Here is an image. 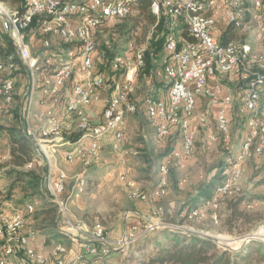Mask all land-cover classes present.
I'll use <instances>...</instances> for the list:
<instances>
[{
    "label": "rangeland",
    "instance_id": "obj_1",
    "mask_svg": "<svg viewBox=\"0 0 264 264\" xmlns=\"http://www.w3.org/2000/svg\"><path fill=\"white\" fill-rule=\"evenodd\" d=\"M22 1L23 0H21V3ZM260 1V10L264 12V0ZM244 2L247 8V21H249L248 18L250 19L255 10L254 0H244ZM7 7L10 15L19 11V6L12 7L10 4H7ZM166 20L167 24H169L168 29L174 31L177 38L180 40L181 32L184 33L186 30L185 25L183 23H178V19H172L167 15ZM116 24L118 25L117 19L109 21L102 28L98 29L95 34L96 52L94 59V74L100 75L105 79L106 87L108 88L102 92L105 98L109 96V89L113 85H111L114 76L113 70H111V61L113 58L110 54L114 53L116 50L119 51L118 54H122L125 57L126 64L131 65V56L135 51V66L136 56L139 52H141L143 57L145 56L148 49L149 38L154 36V33L150 32L145 45L131 46L126 43L125 38L119 33L117 29L119 27L115 28L117 30L114 29L113 26ZM252 26L253 27L246 32L238 33V35L243 38L249 35L264 40V29L256 30L255 26ZM41 37L42 36L36 29L27 32L26 39H29L30 48L31 41H35V38ZM69 44L70 43L63 44V54L61 56L60 48L51 49V54L57 55L62 61L78 63V54H72V45L70 46ZM6 49L7 46L5 42L4 51ZM73 49L78 48L73 46ZM7 54H13L15 57L14 59L17 62L20 61L16 56L14 46H12L10 53ZM45 55L46 48L44 49L43 44L36 45V51L33 52L35 62H42ZM165 58L166 53L164 51L154 57L152 56L150 58L151 70L145 72V68L143 67L144 69L142 71L139 70L137 75L135 74V79L136 77L137 79L135 80L136 83L133 88L132 99L137 104L138 111L136 114L129 116V122H127L125 130L127 140L125 141L126 145L123 147V150L128 151L127 158L129 157V159L126 158V161H129V163L124 170L109 148H106L105 152H103L98 164L86 168H83L77 163L76 165H70L68 161L64 159L63 154L64 151L69 148V145L60 146L58 144L63 142V140L71 141L77 134H80V131L77 129L76 125L73 124L67 129L62 127V136L58 138L49 139L41 137L39 132L45 125V122L36 121L37 117L34 115L40 109L37 103L40 97L36 88L34 97L31 98L28 114L26 113L27 104L32 92L29 94L25 93L26 103L24 105L22 123L20 107L21 104H23V91L25 86L26 92L30 91L32 83L28 75V84H25V74L17 77L14 102L10 105L0 106V161L7 162L10 159V138L7 137V132L14 129L17 130V132L20 131L29 140L37 158L35 162L28 163L23 171L26 173H34L36 177L27 178L25 180L24 184L29 186L27 191H22L20 186L23 185H18L12 192L10 188L15 179L0 177V188L3 190V192L0 193V201H2L0 204L7 209H17L26 216L27 222H30L31 226L35 227L38 234L42 236L43 250L40 251L45 255L49 256L52 246L56 242L64 243L68 248V253H70L69 246L67 245L68 241L75 245L64 233L66 231L63 229V223L60 219L61 210L62 214H70L72 217L77 218V220L86 221L85 223L87 225H95V222H99V225L106 226L110 232L111 230L115 231L117 235L121 233L123 228L130 222V219L134 218L133 214H129V210H134L137 203H142L135 197L130 198L127 184L121 181L120 178L118 179L117 175L122 170L120 176L124 175L127 177L128 181H133L145 191L152 192L153 188L156 189L158 187V170L160 162L167 157L168 154L177 149L181 143V134L179 130H175L172 137L168 139L166 143L157 142L156 129L152 127L147 119L145 106L143 104L144 98L149 95L164 100L166 99L169 84L163 76H160ZM58 64L59 62H56L55 66H58ZM34 79L37 83V76H34ZM222 82L233 91L240 90L235 93L233 92L236 97V104L239 105V95L241 91H244V83L237 79H223ZM67 88L69 89L70 87ZM240 106L237 107L238 111ZM207 110L208 109L205 108L204 111H201L207 113L204 120L198 117H196L193 122L191 120V125L197 130L196 150L194 155L186 161H179L172 164L171 167L169 177L170 188L168 195L164 197L165 204L166 202L168 203V213L164 222L168 227L175 226L177 231L172 228L158 229L151 234L145 235L144 238L141 239L144 241L141 244H137L141 241L140 240L135 246L116 252L112 257L100 260V264H140L144 254H153V252H156L160 248L168 247L175 242L181 241L180 235L199 237L202 238L201 240H211L218 251L229 250L237 252L251 242L256 241L264 243V157L261 159L252 158L247 161V168L240 182V188L243 191L240 196L247 199L240 208L254 215L255 222L244 225L238 223L235 227L227 224L226 220L230 216L228 203L231 200L230 198L236 197L235 195L225 197L222 200L219 210L220 220L218 223L211 220L210 214H206L203 218H199L198 216L191 217L190 214V217L185 218L188 210L184 205L186 201L197 197L199 192L203 190L207 184L214 182V189L216 185L222 182V173L226 168V158L233 157L238 152L242 139L245 137V132L247 133L249 126L248 117H240L236 112H233L231 114L232 120L230 127L231 139L225 141L219 137L217 141L213 142L211 140L212 135L218 134L216 123L217 108ZM245 118H248V120ZM25 126L27 128H34L35 132H32V139H36V141L33 143L24 131ZM44 144H47V148L44 147ZM49 144L54 145L49 146ZM55 144L57 145L55 146ZM37 148L40 152L37 151ZM54 149H57V151H54ZM41 162L45 165L43 171L41 170ZM29 164L32 166L29 167ZM57 169L63 170L71 177L80 173L85 178V191L81 195L80 200V196L78 199L73 196V192L75 191L74 184L70 186V192L67 194H65V190L63 192L58 191L56 185L58 173H52L59 172ZM129 170H131V172H129ZM112 172H115L116 176L112 177ZM42 180L43 185H41ZM47 196H50V198ZM73 202H75V204H71ZM49 203H55L58 207L57 217L59 218L55 228L48 227L42 221L50 208H56L55 206H50ZM172 203L173 206L171 207L170 204ZM28 206H33L34 213H27ZM182 223H184V225H181ZM143 250L146 251L142 252ZM67 256L69 257V254ZM49 263H53L51 259H49L47 264Z\"/></svg>",
    "mask_w": 264,
    "mask_h": 264
},
{
    "label": "built area",
    "instance_id": "obj_2",
    "mask_svg": "<svg viewBox=\"0 0 264 264\" xmlns=\"http://www.w3.org/2000/svg\"><path fill=\"white\" fill-rule=\"evenodd\" d=\"M116 1L23 0L20 5L21 14L27 15V20L42 22V27H50V34L46 35V37L35 38V41H31L30 55L22 54L25 62V70L22 73L25 74V84H28L27 73L30 72V59L33 57V52L36 51V45L46 44L45 66L59 61V57H51V49L60 48L61 56L63 54V44L65 43H72V54H78V63L70 62L69 66L64 67V72H62L61 76H54L53 73V93L49 95L47 101H41V116H37L36 121L45 122L47 128L52 130L53 121H60V127H69L75 124L80 132H100V139L94 143H83L82 141L80 147L73 150V152L64 151L63 153L64 159H67L69 164L70 161H77V164L83 168H86L87 165L98 164L106 146L110 147L111 152L120 162L123 170L129 163L126 158L121 157V145L125 142L122 128L127 121V95L123 94V91L110 93L109 96L114 97V108H107L104 103L100 122H93L89 109L97 102L102 101V92L108 88L106 87L105 79L100 75L94 74L96 52V30H94V24H91V41L83 40L84 32L79 27V19H87L91 9H101L102 15H108V22L113 21V17L134 16L137 13L136 5L114 9V2ZM192 1L195 0H161V6L164 7V18H166V6H174L177 11L178 23L187 24V20L183 16V6H186L187 2ZM226 5H228V0H214L211 2L210 19H203L201 32H194V35L198 37L197 47H194V50H198V58L189 59L190 50H183L184 58H168V49H173V46L165 41V65H167V70H169V78L170 71H177L178 81H176V87L173 91V103L168 109H164L162 115H158V121L162 124L160 140H164V143H166L175 130H179L181 134L180 145L167 155V165L164 167L166 178L170 175L172 164L186 161L193 156L190 155V147L196 144H190V136H197V130L193 125H187V118L193 117V110L198 109V101L200 99L206 101V109L217 108L216 123L218 134L212 135L211 140L213 142L217 141L219 137L225 141L231 139L230 127L231 114L233 112L243 117V111H238L237 109L235 94H233L231 88L221 81L220 77L226 74H234V76L240 78L241 82H245L243 96H249L251 101L254 100V93L260 87L261 79L264 78V71L253 70L256 76V85H249V81L244 79L240 70L236 68L237 54L234 57L223 56L221 40L215 35V27L217 25L218 12H222L227 22ZM58 17H66L68 26H59ZM0 27L8 31L5 17H0ZM240 27H242V19ZM28 31L29 29L26 32ZM26 32H23V39H16L11 34V37L17 42V48L19 42L26 40ZM184 36L187 37V35ZM73 42H80V49H73ZM134 56L135 51L131 56V65H124L126 77L122 79L125 81V85L129 79H133L134 70L137 67L134 66ZM85 61H92V69H85ZM219 64H226V72H219ZM2 82L6 83L7 80H2ZM87 83H94V97H87ZM67 87H74L73 95H66ZM25 93L26 86L23 91V104L20 107L22 123L23 110L26 103ZM143 104L145 107L154 109L155 112L156 103H149V96L144 98ZM172 115H179V125L177 128L167 129V122L170 121ZM206 116L207 113L202 112L201 117L198 118L204 120ZM82 118H89V125H82ZM245 119L248 120V118ZM24 131L32 143L36 141V139H32V132H35L34 128L25 126ZM54 151H57V149H54ZM253 157L259 159L264 157V128H257V126L254 129V136H249V145L245 146L243 158H235L232 169L233 178L241 170L243 162L249 161ZM41 167L43 171L45 168L43 162H41ZM121 172L117 175L118 179ZM52 173L63 174V181L59 182L62 183L65 194L70 192V186L76 183V175L80 174L71 177L62 171ZM111 176H116L115 172H112ZM41 185H43V180ZM152 192H154V200L149 201V209L145 212H131L130 214H133L135 221L118 236L105 232H98L97 239H87L83 238V235H74L73 226H78L77 218L72 217L70 214H62L61 210L60 219L63 223V229L74 237H80V244H75V252L71 257H62V249L59 248L58 253L51 257L52 264H98V259L112 257L116 252L135 246L147 234H151L161 228L175 229V226L168 227L164 222L168 213L165 200L159 198L157 189L153 188ZM241 193H243L242 189ZM241 193H233L232 183H230V187L224 191H218L217 196L213 197L203 210H215V204L220 200L221 194L236 196ZM47 197L50 198V196ZM201 218H203V214ZM214 218L216 219V217ZM0 220H8L9 226H13V223H22L20 212L0 210ZM20 232L23 240L29 242V247L35 248V255L40 256L37 245L43 242L41 238L32 233L31 223H23V230Z\"/></svg>",
    "mask_w": 264,
    "mask_h": 264
},
{
    "label": "bare ground",
    "instance_id": "obj_3",
    "mask_svg": "<svg viewBox=\"0 0 264 264\" xmlns=\"http://www.w3.org/2000/svg\"><path fill=\"white\" fill-rule=\"evenodd\" d=\"M214 0H195L192 2H187L186 6H183V16H185L187 20V24L183 23L187 30V36L192 38V42L186 41L183 39V32H181L180 40L177 38L174 31H170L167 34L166 40L169 45L173 46V49H168V58H184L183 50H190L189 59L198 58V50H194V47H197L198 37L194 35V32H201V26L203 25V19H210V3ZM138 0H117L114 2V9L126 8L130 5H136ZM254 11L252 13L251 19L249 21L246 20L247 16V8L245 7L244 0H228V5H226V13L228 14L227 22L229 25H232L236 30L243 29L247 22H249L255 26L256 30L264 29V12L260 10L261 3L260 0H254ZM164 7L161 6V0H152L151 4V12L155 15L158 20L160 18L161 13L163 12ZM166 15L172 19L177 18V11L174 9V6H166ZM7 10L5 6L0 4V17H5V20L9 18ZM14 22L17 27L19 33L26 32L27 29L31 30L35 23H38L37 26L41 31V34L44 36L50 34V27H42V22H32V20H27V15L19 13L14 14ZM128 16H118L113 17V20L126 18ZM242 19V27L241 26ZM108 21V15H102L101 9H91L89 10V15L87 19H79V27L82 28L83 40L91 41L92 35V26L94 24V30H96L97 26L101 22ZM58 25L59 26H68V19L66 17H58ZM175 26V25H174ZM179 37V36H178ZM6 38H9L13 41L10 33H1L0 32V106L2 105H10L14 102L15 96V87L17 82V77L21 76L23 70H25V63L23 61L17 62L13 56L5 55L3 49L4 44L6 42ZM8 40V39H7ZM8 42V41H7ZM79 43L80 42H74ZM46 47V44H44ZM223 50V56L226 57H236V68L240 70L244 79L249 81V85H256V76L253 70L264 71V51H259L254 53L253 55H249L244 53L242 48L237 46L235 43H228L226 45H221ZM19 59V58H18ZM20 60V59H19ZM136 70L135 73L145 67L144 57L141 55V52L136 56ZM72 63V62H71ZM46 61H44L43 65H34L30 66V69L35 72V74L40 75L39 77V93L40 98L38 100L39 105L41 101H47L48 97L51 93H53V85H54V76H61L62 72H64V67L69 66V61H61L58 66H54L53 64H47L45 66ZM124 65L126 64V59L123 55H119L111 61V68L114 72L123 70ZM54 66V68L52 67ZM85 69H92V61H85ZM219 72H226V64H219ZM133 79H129L128 83L125 85V81L123 79L115 81V83L111 86L110 93H117L118 91H123V94L127 95V104H126V117L127 121L123 124L122 135L125 141V129L128 122V117L130 115H134L138 110L137 104L133 101V88L135 87V76ZM158 75V74H157ZM226 75H234V74H226ZM167 80L169 86L167 91L166 99L156 98L152 95H149V103L155 104V112L154 109L145 107V113L147 119L149 120L152 127L156 129V139L157 142H164L161 139L162 132V124L158 121V115H162L164 109H168L170 105L174 101V89L176 87V81H178V72L170 71L169 78V70H167V65H165V61L163 62V68L161 71V75ZM159 77V76H158ZM2 80H7L6 83L2 82ZM244 91H245V82H244ZM243 91V94H244ZM74 94V87L72 88L71 95ZM242 94V104L239 108V111H243V116L249 118V126L247 133L240 145L238 152L233 157L226 158V168L222 173V182L216 185L211 196L205 200H203L200 206L194 209L191 212V217H203L206 214H210L211 220L217 222L220 220L219 210L221 207V202L225 197L231 196L228 194H221L220 200L215 204V210H203L206 205L210 203L213 197L217 196L218 191H224L230 187V183H232L233 193H241L240 182L246 170L247 161L243 162V166L241 170L235 174L233 178L232 169L234 167L235 158H243L245 146L249 145V136H254V129L256 128H264V106H263V95H264V78L261 79V85L256 89L254 93V100L251 101L249 96H243ZM95 95V86L94 83L87 84V97H94ZM161 99V100H160ZM105 107L114 108V97L108 96L105 100ZM7 109V108H6ZM196 110H193V115ZM4 114V112H3ZM5 115V114H4ZM41 116V114L39 115ZM192 117L187 118V125H191ZM1 122V119H0ZM82 125H89V121L87 118H82ZM179 125V115H172L170 117V121L167 122V129L177 128ZM1 127V126H0ZM40 135L43 138H58L62 136V128L59 124L53 123V130L51 128H47V124L44 125L40 129ZM90 139L89 143H94L96 140L100 139V132H85V134L81 137V139L74 144V146L66 152H73L76 148H79L83 139ZM86 143V142H83ZM190 144H196V136H190ZM122 146V145H121ZM196 150V145H191L190 147V155H194ZM102 155V154H101ZM102 157V156H101ZM67 160V159H66ZM68 161V160H67ZM77 161H70L71 164L76 165ZM165 165H167V157H165L159 164V183L157 189V195L160 199H164V197L168 193V189L170 186L169 177L170 175L165 177ZM32 165L29 164V167ZM91 167V165H87V167ZM60 172V171H59ZM65 173L64 171H62ZM121 181H124L128 186H131V191L129 197H135L141 202H149L154 200V192L144 191L140 186L132 185L131 181L127 180V177L122 175L120 177ZM59 181H63V174L58 175L57 188L59 192H63L64 188H62V183ZM86 180L84 177H78L76 179V183H74L75 191L73 192V196L76 199L85 191ZM1 190V188H0ZM240 195V194H238ZM236 195V196H238ZM2 202V201H0ZM4 204V203H3ZM0 210H5V212H20L19 210L7 209L2 204H0ZM27 213H34L33 206H28ZM22 223H13V226H9L8 220H0V264H47L49 259H51L52 255H56L58 253L59 248L62 249V257H67L68 248L62 242H56L53 244L51 252L49 256L39 253L40 256L35 255V248L29 247V242L23 240L22 233L20 231L23 230V223H27L26 216H24L20 212ZM216 217V219L214 218ZM77 225L73 227L74 235H83V238L87 239H97L98 232L110 233L106 226L103 225H87L82 220H77ZM32 233L38 237V231L35 228H32ZM3 232V234H1ZM67 237L74 244H80V237H74L71 233L67 232ZM211 241V240H210ZM108 257H103L102 259H98V264H100V260L106 259Z\"/></svg>",
    "mask_w": 264,
    "mask_h": 264
},
{
    "label": "trees",
    "instance_id": "obj_4",
    "mask_svg": "<svg viewBox=\"0 0 264 264\" xmlns=\"http://www.w3.org/2000/svg\"><path fill=\"white\" fill-rule=\"evenodd\" d=\"M5 3L10 4L12 7L19 6L18 9L21 10V0H0L1 5L4 6ZM151 4L152 0H138L136 4L137 13L131 17L129 16L126 18L117 19L118 25L116 24L117 26H113L114 29L119 27L117 28L119 33L123 36V38H125L126 43L131 46L145 45L150 32L154 33V36L149 38L148 49L144 56L146 62L144 67L145 72H149L151 70L150 58L152 56L154 57L155 55H158L162 51L165 52V40L167 34L170 32L168 29L169 24H167L166 18H164V11L161 13L158 20V18L151 12ZM106 23L108 22H101L97 26L96 31L102 28ZM37 24L38 23L34 24V29L37 28ZM17 34L18 30L14 24V37H16ZM184 35H187L186 30L183 33V39L190 42L193 41L190 36L185 37ZM238 38V32L232 25H229L224 33V39L221 41V45L234 42ZM27 41L29 42L28 38ZM69 45L71 46L72 43ZM6 46L7 49L4 51V53L7 55V53H10L12 50V46H14L12 44V40L9 38H6ZM73 46L78 48L79 45L73 42ZM118 52L119 51L116 50L114 53L110 54L113 59L119 55H122L118 54ZM144 68H142L140 71H142ZM112 72L114 73V76L111 81V85L114 84L115 81L121 80L126 76L125 68H123V70L117 71V73L114 71ZM84 134L85 132H80V134H77L72 139L73 142L69 140L68 142L75 143L79 141ZM7 137L10 138V159L7 162L0 161V177H9L15 179L11 184V192L18 185H23L20 186V188L22 191H27L29 186L24 184L25 180L27 178H35L36 175L34 173H26L23 171V169L28 163H33L36 161V155L29 140L23 135L22 132H17L15 129L9 130L7 132ZM213 187L214 182L207 184L204 189L199 192L197 197L186 201L184 205L188 210L185 218L190 217L191 212L201 204V201L211 196L214 190ZM2 192L3 190H0V193ZM230 199L231 200L228 203L230 216L226 220L229 226L233 225L235 227L238 223L244 225L255 222L254 215L240 208V206L247 201L245 197L238 195ZM49 205L52 207L55 206L56 208H50L46 212L47 214L44 216L45 218L42 221L48 227L55 228L59 218L57 217L58 207L55 205V203H49ZM181 225H184V223ZM180 237L182 240L179 242H175L168 247L160 248L156 252H153V254H144L140 264H264V243L261 242H251L241 250L234 252L229 250L218 251L215 244L207 239L201 240L202 238L199 237H187L182 235H180ZM142 242L144 241L141 240L137 244H141ZM144 251L146 250H143L142 252Z\"/></svg>",
    "mask_w": 264,
    "mask_h": 264
},
{
    "label": "crops",
    "instance_id": "obj_5",
    "mask_svg": "<svg viewBox=\"0 0 264 264\" xmlns=\"http://www.w3.org/2000/svg\"><path fill=\"white\" fill-rule=\"evenodd\" d=\"M5 9L7 10L8 9V7H7V3H5ZM21 10H19L17 13H19ZM7 13H8V10H7ZM14 14H16L15 12L13 13V15ZM8 15H10L9 13H8ZM8 16L9 18H7L6 20H5V22L7 23V26H8V31L7 30H5V28H1L0 27V32L1 33H10V34H12L13 35V26H14V24H15V22H14V18H15V16ZM251 19V18H250ZM249 18H248V20H250ZM246 20H247V16H246ZM229 26V24H228V22H226V19H225V17L223 16V14H222V12H218L217 13V25H216V27H215V35L221 40V41H223V39H224V33H225V31H226V29H227V27ZM253 26H252V24L249 22V24H247L243 29H240V30H236L238 33H242V32H246L247 30H249L250 28H252ZM34 29V27L31 29V30H33ZM36 30H38V32H39V34L42 36V37H46V36H44L43 34H41V31L39 30V27L37 26V28H36ZM172 30V29H171ZM30 31V30H29ZM28 31V32H29ZM27 33V32H26ZM16 39H23V33H19L18 32V34H17V36L15 37ZM232 43H235L237 46H239V47H241L242 48V50H243V52L244 53H247V54H249V55H253L254 53H256L257 51L259 52V51H264V40H261V39H259V38H257V37H254V36H249L248 35V37H245V38H243V37H240L239 36V38L236 40V41H234V42H232ZM12 44L14 45V50H15V52H16V56L20 59V61H23L24 62V60H23V56H22V54L23 55H30L31 54V48H30V45H29V42L27 41V39L26 40H23V41H21V42H19V45H18V48H17V42H15V39L13 38V41H12ZM79 46H78V49H80V44L79 43H77ZM226 45V44H225ZM4 46H5V44H4ZM43 47H44V49L46 48L45 46H44V44H43ZM3 51H4V49H3ZM251 51V52H250ZM6 55V54H5ZM7 56H13V54H7ZM51 57H58L57 55H52L51 54ZM44 61H46V55H45V57L43 58V60H42V62H39V61H36L35 62V60H34V57H32V59H30V63L31 64H34V65H43V63H44ZM62 61V59H59V61H55V62H53V65L55 66L56 65V62H61ZM25 63V62H24ZM30 64V66H34V65H31ZM54 66H52L53 68H54ZM163 66V65H162ZM136 73H135V70H134V75H135ZM23 75V74H22ZM21 75V76H22ZM27 75L30 77V79H31V86H30V91H27L26 93H31L32 95H31V97L28 99V104H27V111H26V113L28 114V112H29V108H30V103H31V98L32 97H34V93H35V88L38 90V92H39V89H38V86H39V84H40V82H39V77H40V75H38V74H35V72H33V70H31L30 69V72H28L27 73ZM133 75V76H134ZM34 76H37V80H38V82L36 83V81H35V79H34ZM223 77V78H222ZM220 79H221V81L223 80V79H229V80H234V79H237L238 81H240V78H237L236 76H234V75H223V76H221L220 77ZM244 83V82H243ZM88 84V83H87ZM16 88V87H15ZM72 88L73 87H70L69 89L68 88H66V95H71V92H72ZM236 89V88H235ZM232 90V89H231ZM237 90V89H236ZM239 90V89H238ZM237 90V91H238ZM233 91V90H232ZM237 91H233L234 93L235 92H237ZM240 91V90H239ZM242 93H243V91H241V93H240V95H239V97H240V104L242 103ZM167 94V93H166ZM14 96H15V92H14ZM39 96H40V93H39ZM15 100V99H14ZM105 100H106V98L103 96V94H102V101H100V102H97L95 105H93L90 109H89V114H90V116H91V118H92V120H93V122L94 123H98V122H100V120H101V117H102V111H103V108H104V102H105ZM22 103H23V101H22ZM37 103H38V101H37ZM235 103H236V97H235ZM240 104L239 105H237V107L238 106H240ZM38 105H39V103H38ZM40 106V105H39ZM207 107V105H206V101L205 100H202V99H200L199 101H198V109L196 110V112L194 113V116H193V119H192V122H193V120L196 118V117H201V111H204V109ZM41 114V108L34 114L35 115V117H37V116H39ZM129 118V117H128ZM87 120L89 121V118H87ZM128 122H129V119H128ZM53 123H56V124H59L60 125V122L59 121H53ZM46 125V124H45ZM129 127V126H128ZM62 128V127H61ZM66 129L68 128V127H65ZM247 128V127H246ZM128 129V128H127ZM126 130V129H125ZM245 134H246V132H245ZM245 136V135H244ZM243 139H244V137H243ZM243 139H242V141H243ZM127 139L125 138V141H126ZM83 142H86V143H89L90 142V139H87V138H85V139H83L82 140ZM71 142H73L72 140H71ZM71 142H68V141H65V140H63V142H61V143H59L58 145H60V146H62V145H69V148L68 149H70V148H72L73 146H74V144L76 143H71ZM78 142V141H77ZM45 146L44 147H46V145L47 144H44ZM50 145H54V144H49V146ZM57 144H55V146H56ZM125 145H126V143L124 142V144H122V146H121V157H123V158H127V155H128V151H125V150H123V147H125ZM47 148V147H46ZM106 148H109L110 149V147L109 146H106L105 147V150H106ZM67 149V150H68ZM105 150H104V152H105ZM37 151L38 152H40L39 151V149L37 148ZM110 151H111V149H110ZM130 153V152H129ZM102 156V155H101ZM253 158H255V159H257L256 157H253ZM127 159H129V157L127 158ZM119 164H120V162H119ZM247 168V167H246ZM57 171H63V170H59V169H57ZM129 172H131V170H129ZM59 175V174H58ZM75 176V175H74ZM78 177H83L81 174H79V175H76V179L78 178ZM121 177V176H120ZM57 181H58V179H57ZM132 182V185H134V186H138V185H136V183H134L133 181H131ZM57 185V184H56ZM128 186V185H127ZM128 188H129V194H130V191H131V186H128ZM145 191V190H144ZM148 192V191H147ZM169 192V191H168ZM167 195H168V193H167ZM166 195V196H167ZM77 201H79V200H77ZM141 202V201H140ZM71 204H75V202H73V203H71ZM166 206L168 207V203L166 202ZM170 206L172 207L173 206V203L172 204H170ZM149 204L147 203V202H142V203H137V205H136V208L134 209V210H129V214L131 213V212H134V211H137V212H145V211H147L148 209H149ZM135 221V218H133V219H130V222L128 223V225L127 226H125L124 228H123V230L121 231V233L124 231V229L125 228H127V227H129L133 222ZM86 222V221H85ZM28 223V222H27ZM99 222H95V225H99L98 224ZM104 226V225H103ZM32 228H35V227H33V226H31ZM108 229V228H107ZM110 232V231H109ZM65 233V235L67 236V232H64ZM110 233H112L113 235H115V236H118L117 235V232L115 233V231H112L111 230V232ZM120 233V234H121ZM119 234V235H120ZM38 237L39 238H42V236H39L38 235ZM67 245L69 246V251H70V253H69V257L70 256H72V254H74V252H75V245H73V244H71L69 241H68V243H67ZM37 249L39 250V253H43V252H41L40 250H43V245H42V243H39L38 245H37ZM46 253V252H45ZM44 254V253H43ZM68 257V256H67Z\"/></svg>",
    "mask_w": 264,
    "mask_h": 264
}]
</instances>
